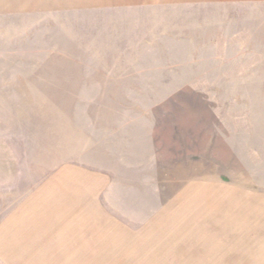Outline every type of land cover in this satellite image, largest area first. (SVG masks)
Segmentation results:
<instances>
[{
	"label": "rangeland",
	"instance_id": "obj_1",
	"mask_svg": "<svg viewBox=\"0 0 264 264\" xmlns=\"http://www.w3.org/2000/svg\"><path fill=\"white\" fill-rule=\"evenodd\" d=\"M181 1L0 0V264H264V0Z\"/></svg>",
	"mask_w": 264,
	"mask_h": 264
},
{
	"label": "crops",
	"instance_id": "obj_2",
	"mask_svg": "<svg viewBox=\"0 0 264 264\" xmlns=\"http://www.w3.org/2000/svg\"><path fill=\"white\" fill-rule=\"evenodd\" d=\"M226 1H229V0H226ZM230 1L241 2V1H252V0H230ZM183 2H186L185 3L186 5L189 4V3L193 4V2L194 3H205V4L213 2L214 4H218V3H221V2H225V0H183V1H181V3H183ZM176 5H178V4H176ZM180 5H183V4H180Z\"/></svg>",
	"mask_w": 264,
	"mask_h": 264
}]
</instances>
